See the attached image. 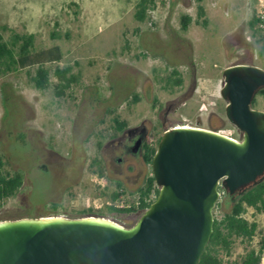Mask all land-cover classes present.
Instances as JSON below:
<instances>
[{"label": "rangeland", "instance_id": "obj_1", "mask_svg": "<svg viewBox=\"0 0 264 264\" xmlns=\"http://www.w3.org/2000/svg\"><path fill=\"white\" fill-rule=\"evenodd\" d=\"M138 1L0 0L4 39L11 33L30 34L36 49L58 46L63 59L51 68L70 66L78 76V84L59 99L51 90H35L26 70L0 75V156L5 172L23 177L16 195L0 203V221L39 215L79 218V212L91 210L125 227L133 225L143 212L106 209L122 199L132 205L136 197L131 191L137 171L126 169L136 168L135 158L119 169L109 161L120 177L102 164V147L120 135L114 129L116 116L127 128H145L152 144L176 126L211 129L215 118L220 130L238 137L219 95L222 71L238 63L264 67L259 57L264 29L260 20L249 25L264 12V0H155L144 22L134 19ZM198 6L204 9L202 18ZM186 15L191 23L183 31L180 20ZM53 33L59 39H52ZM173 69L183 83L170 91L161 79ZM255 100L252 107L264 111V96ZM203 103L213 105L200 114ZM18 134L24 135V144L14 139ZM94 161L103 176L96 173ZM117 180L127 194L112 202ZM224 196L220 191L218 202L228 200ZM213 215L219 219L222 211ZM244 218L257 224L256 235L250 242L235 239L225 262L239 261L247 248H258L264 239V212L247 208Z\"/></svg>", "mask_w": 264, "mask_h": 264}, {"label": "water", "instance_id": "obj_2", "mask_svg": "<svg viewBox=\"0 0 264 264\" xmlns=\"http://www.w3.org/2000/svg\"><path fill=\"white\" fill-rule=\"evenodd\" d=\"M262 90L264 67L223 69L219 95L237 139L163 131L150 166L157 196L130 227L94 214L1 220L0 264H198L220 191L239 197L264 181V111L252 107Z\"/></svg>", "mask_w": 264, "mask_h": 264}, {"label": "trees", "instance_id": "obj_3", "mask_svg": "<svg viewBox=\"0 0 264 264\" xmlns=\"http://www.w3.org/2000/svg\"><path fill=\"white\" fill-rule=\"evenodd\" d=\"M200 1V0H198ZM155 0H139L135 6L134 19L137 22H144L147 17V12L153 8ZM198 18L204 16V9L201 6L197 8ZM181 29L186 31L188 25L191 23L189 16L181 17ZM259 23V18L253 17L249 23L250 27H254ZM203 27H206V21L201 22ZM52 39H59V35L53 33ZM259 57L264 59V45L259 52ZM63 59V53L58 46H52L44 49H36L34 36L30 34L11 33L8 39L0 34V75L13 73L16 71H27V76L32 84V87L40 92L51 90L55 98H64L74 85L78 84V76L72 73L70 66L59 67L52 65L59 64ZM165 83L164 88L173 90L175 87H180L183 83L181 74L173 69L165 78L161 79ZM264 96V90L258 93ZM8 99H5L6 103ZM112 103V100H108ZM139 98L133 95L132 102L137 103ZM256 104L254 99L252 106ZM110 108H107V113H110ZM114 129L116 133H121L127 128L125 121H120L116 116L113 118ZM210 126L213 131L221 129L222 125L215 118L210 121ZM141 127V126H140ZM14 139L20 144H24V135L18 134ZM159 139L151 144L149 136L144 137L143 146L141 149V156L136 158V168L126 166L127 171L135 172L137 181L132 186L138 201V206L119 209L114 206H107L109 212L118 213H133L143 212L154 201L157 196L158 189L154 183L151 175L150 166L153 154ZM3 158L0 156V203L10 199L16 195L22 186L23 177L20 173L9 174L5 172V164ZM96 166V173L103 176V168H101L98 161H94ZM110 174H113L110 172ZM116 175V174H113ZM115 190L110 194L112 202L117 201L127 194L123 189L121 181L114 182ZM221 192H223L221 190ZM226 197V194L225 196ZM151 198V199H150ZM149 199V202H146ZM247 208L254 209L256 212H264V181L254 186L250 190L244 192L241 196L235 198L233 201L228 200L217 202L214 210L220 209L222 211L221 218H214L213 231L210 239L204 249V252L198 264H260L262 255H264V239L261 240L258 248H247L245 253L241 256L239 261L225 262L223 256H230L232 245L235 239L250 242L253 240L257 231V224L249 222L244 218V213ZM49 212L50 215L54 214ZM80 216L85 214H92L91 210L86 212H79ZM94 214L102 216L101 212L96 211ZM49 216V215H47ZM38 217H42L39 215Z\"/></svg>", "mask_w": 264, "mask_h": 264}, {"label": "flooded vegetation", "instance_id": "obj_4", "mask_svg": "<svg viewBox=\"0 0 264 264\" xmlns=\"http://www.w3.org/2000/svg\"><path fill=\"white\" fill-rule=\"evenodd\" d=\"M145 135L146 130L143 127L126 128L119 136L109 140L101 150H106L102 162L105 170L110 169L109 171L111 173H115L119 177L122 176V173L118 169L122 167V163H126L129 159H136L141 156V149ZM137 141H139V144L138 147L135 148ZM109 161L116 162L118 169L115 170L108 167ZM226 198L228 199V202H231V200L233 201L237 197H231L226 194Z\"/></svg>", "mask_w": 264, "mask_h": 264}, {"label": "built area", "instance_id": "obj_5", "mask_svg": "<svg viewBox=\"0 0 264 264\" xmlns=\"http://www.w3.org/2000/svg\"><path fill=\"white\" fill-rule=\"evenodd\" d=\"M259 20H260V23H259V28L260 29H264V12H260V14H259ZM211 105H213L212 103H203V104H201V106H200V108H199V113L201 114V113H205L206 111H207V109H208V107H210ZM183 126H185V127H193V126H189V125H183ZM176 127H178V126H176ZM216 132H218V133H220V134H223V135H226V136H229V137H232V138H234V139H237L230 131H226V130H218V131H216ZM151 144H152V142H151ZM151 199V198H150ZM146 202H149V199L146 201ZM133 204V206H138V201H137V197H135L134 198V202L132 203ZM131 205H127V204H125V200L124 199H122L119 203H115V207H117V208H121V209H123V208H129Z\"/></svg>", "mask_w": 264, "mask_h": 264}]
</instances>
